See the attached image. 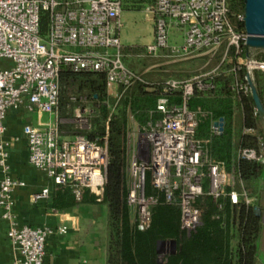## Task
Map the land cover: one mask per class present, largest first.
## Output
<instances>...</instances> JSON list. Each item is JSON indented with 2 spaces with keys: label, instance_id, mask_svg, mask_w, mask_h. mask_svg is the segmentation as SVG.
I'll list each match as a JSON object with an SVG mask.
<instances>
[{
  "label": "built area",
  "instance_id": "built-area-1",
  "mask_svg": "<svg viewBox=\"0 0 264 264\" xmlns=\"http://www.w3.org/2000/svg\"><path fill=\"white\" fill-rule=\"evenodd\" d=\"M123 8V0H0V221L9 222L7 238L18 253L10 264H45L48 236L68 229L20 226L16 220L14 191L24 182L13 178L8 161L11 141L4 135L9 110L25 107L53 116L44 129L24 126L29 162L55 185L70 186L76 200L81 201L87 189L102 200L109 162L107 137L104 143L90 141L82 133L65 137L60 113V75L65 68L104 73L110 108L138 82L160 93L151 120L139 128L148 147L128 158L127 199L140 229L150 226L159 200L145 193L147 172L165 200L179 204L181 225L188 233L202 222L196 200L205 194L217 199L227 186L233 187V175L213 161L197 138L200 117L206 114L193 110L190 103L196 93L213 91L214 78L221 74L233 75L230 87L236 94L251 95L247 67L252 72L264 70V62L246 46L247 33L241 27L244 11H233L230 0H154L146 7L155 23L154 40L145 47L148 54L169 61L207 56L218 64L187 79L149 82L122 60ZM43 14L48 17L46 38L41 37ZM173 30L183 34L182 43L172 41ZM173 92H180V99L175 100ZM81 117L78 113L76 118L82 121ZM214 122L212 132L221 134L223 130ZM240 156L264 162V144L260 152L247 148ZM48 195L45 188L31 198L37 202ZM229 196L233 203L242 196L252 202L245 191L233 189Z\"/></svg>",
  "mask_w": 264,
  "mask_h": 264
},
{
  "label": "trees",
  "instance_id": "trees-1",
  "mask_svg": "<svg viewBox=\"0 0 264 264\" xmlns=\"http://www.w3.org/2000/svg\"><path fill=\"white\" fill-rule=\"evenodd\" d=\"M132 6L138 8L136 4ZM230 7L233 11L243 12L244 0H230ZM46 19L47 14H44L41 20L43 29H46ZM259 61L264 62V59ZM263 72L256 69L252 76L264 103ZM60 80L62 91H86L93 102L96 125L87 132L88 139L104 143L107 137L109 162L101 200L109 209L107 264H256L257 241L263 224L262 208L259 214L256 210L259 205L247 203L244 196L238 203H233L229 193L235 186H227L225 194L217 199L209 194L200 196L196 206L201 211L202 222L188 233L181 225L179 204L167 202L163 193L154 188L151 173L147 172L145 193L155 195L159 200L152 209V221L147 229H140L136 218L132 220L127 199L128 113L130 111L141 126L146 125L151 120V112L156 109L160 96L158 90L138 82L125 94L122 102L110 108L104 73L75 72L65 68ZM232 80V74L216 76V88L209 93H196L190 106L206 114L200 117L197 129V138L203 141V148L214 162L241 180L242 192L252 198L259 194L264 162L242 157L240 152L247 148L260 152L264 144V128L251 95L236 94L230 87ZM170 95L175 100L180 99V92ZM220 118L225 120L224 130L221 134H214L212 123ZM247 128L256 132L247 133L244 131ZM58 187L73 194L70 186ZM204 189H209L208 179H205ZM83 200L95 202L97 196L87 189ZM160 240H175L177 251L159 259L157 243Z\"/></svg>",
  "mask_w": 264,
  "mask_h": 264
},
{
  "label": "crops",
  "instance_id": "crops-1",
  "mask_svg": "<svg viewBox=\"0 0 264 264\" xmlns=\"http://www.w3.org/2000/svg\"><path fill=\"white\" fill-rule=\"evenodd\" d=\"M153 2L154 0H141L139 3H136L135 0H123V5L125 9L133 8L134 10L142 9L145 11L146 7ZM134 4L138 5V8L133 7ZM149 16L154 19L152 14ZM171 36L173 42L182 43L183 34L180 31L173 30ZM143 47L146 46L140 48L143 49ZM190 59L191 61H203L205 67L208 68L204 72L212 70L218 64V60L209 62L207 56H196ZM180 61L168 60L164 63L170 64ZM52 119L53 116L47 113L30 112L25 107L11 109L7 112L4 138L11 141L8 160L11 175L13 178L24 182L23 186L14 191L16 220L20 226H47L53 229L61 226L67 227V233H54L48 236L45 245V264H107L108 205L101 200L92 202L82 199L77 201L73 194L63 192L45 173L29 162L28 142L23 133L24 126L31 124L44 129ZM232 180L233 186H235L234 190L241 193V180L234 175ZM45 188L49 189V195L33 202L31 196ZM262 197L260 194H255L250 198L253 205H259V210L262 208L260 211L263 216V224L257 241L256 264H264V206ZM8 227V221H0V264H10L18 256L14 246L7 238Z\"/></svg>",
  "mask_w": 264,
  "mask_h": 264
},
{
  "label": "rangeland",
  "instance_id": "rangeland-1",
  "mask_svg": "<svg viewBox=\"0 0 264 264\" xmlns=\"http://www.w3.org/2000/svg\"><path fill=\"white\" fill-rule=\"evenodd\" d=\"M149 15L146 10L142 9H123L122 21L124 25L121 39L124 55L122 60L129 69L141 74L149 82H163L170 78L187 79L208 69L203 61H191V59L166 64L164 62L169 59L161 58L160 55H149L145 47L141 49V46H146L154 40L155 23ZM46 22V29L41 27L42 38H46L48 34V17ZM251 52L255 54L257 60L264 59L263 50L251 49ZM146 69L148 70L145 71ZM259 70L264 71L263 69ZM87 95L88 92L76 89H63L62 91L60 113L63 117L62 129L67 139H72L81 133L87 135V132L92 131L96 125L95 108ZM78 113L82 116V121L77 120ZM261 127L264 128L262 124ZM139 128L140 124L129 111L127 132L129 158L139 148L146 150L148 147L146 141L140 137ZM259 194L263 196L262 204L264 206V178L261 181ZM131 216L134 221L137 217L135 209H131Z\"/></svg>",
  "mask_w": 264,
  "mask_h": 264
},
{
  "label": "water",
  "instance_id": "water-1",
  "mask_svg": "<svg viewBox=\"0 0 264 264\" xmlns=\"http://www.w3.org/2000/svg\"><path fill=\"white\" fill-rule=\"evenodd\" d=\"M244 28L247 33L246 46L248 49H257L264 51V0H244ZM252 69L247 67V80L251 90V97L254 101L257 115L264 127V103L259 93L257 84L252 76ZM225 120L220 118L214 122L215 127L224 130ZM256 210L260 214L259 208ZM177 251L175 240H160L157 243V252L159 259H163L168 253Z\"/></svg>",
  "mask_w": 264,
  "mask_h": 264
},
{
  "label": "bare ground",
  "instance_id": "bare-ground-1",
  "mask_svg": "<svg viewBox=\"0 0 264 264\" xmlns=\"http://www.w3.org/2000/svg\"><path fill=\"white\" fill-rule=\"evenodd\" d=\"M263 67H264V63L263 64H261Z\"/></svg>",
  "mask_w": 264,
  "mask_h": 264
}]
</instances>
